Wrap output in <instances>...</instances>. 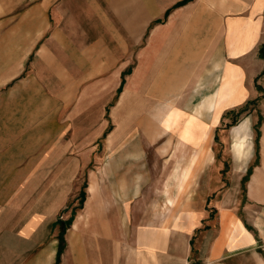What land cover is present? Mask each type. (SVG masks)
Here are the masks:
<instances>
[{
    "label": "crops",
    "instance_id": "1",
    "mask_svg": "<svg viewBox=\"0 0 264 264\" xmlns=\"http://www.w3.org/2000/svg\"><path fill=\"white\" fill-rule=\"evenodd\" d=\"M263 37L264 0H0V264H264V106L240 109L262 98ZM137 71L156 77L137 124L155 152L168 132L164 148L211 157L186 158L182 188L174 169L163 202L145 187L147 159L131 157L139 168L114 163L105 185L92 172L72 206L68 102L115 81L107 114ZM200 83L208 139H178L194 107L184 92ZM213 127L233 149L224 163Z\"/></svg>",
    "mask_w": 264,
    "mask_h": 264
},
{
    "label": "rangeland",
    "instance_id": "2",
    "mask_svg": "<svg viewBox=\"0 0 264 264\" xmlns=\"http://www.w3.org/2000/svg\"><path fill=\"white\" fill-rule=\"evenodd\" d=\"M136 56L137 50L132 51L131 60H134ZM156 62V65H158V60ZM154 69L157 71L158 66L154 67ZM147 70L148 72L152 71L150 69ZM148 74L146 77L138 71L130 74L127 77V82L124 83L125 99L122 98L123 93H120L121 98L114 100V104L107 111V114L105 106L115 96V88L117 86L115 81L100 84L86 83L82 85V91L78 94V96L82 94L81 97L68 102V121L69 119L73 121L71 126L68 122V129L71 130H68L65 135L67 141L65 167L68 174L76 175L74 181H68V188L72 189V195L69 198V200H73L72 206L76 207L78 205L79 196L73 199L75 198L74 195L78 192L80 185L90 178L92 172L97 173L99 178L103 177L104 179L100 180V182L105 185L107 183L106 173L110 171L108 169L112 168L114 163L115 166L119 167H123L125 164H132L135 169L139 168L140 161L132 162L131 157H141L143 166H145V158L147 159L149 171H147L148 179L145 187L161 189L162 192H159L160 190L158 189V201L160 202L167 200L166 196H164L167 193V187L176 188V180L169 179L170 175L175 171L174 169L179 168L180 174L182 172V177L177 183L180 188L185 187L189 171L186 169L185 161L188 156L191 157L198 154L211 157V150L204 148V146L197 149L192 148L189 144H183L182 147L172 144L164 148V142L169 136L168 132H163L154 139L157 140L158 154L155 152L156 144H150L151 133L141 131L137 125L141 118L139 116L142 111L146 110L150 102L148 99L152 98L151 93L155 87L152 80H155L156 77L154 75L151 77ZM261 77H264V75ZM263 81L261 84L264 87ZM198 87H202V84H195V94L192 92L193 88H191L188 93V99L187 93L184 92L183 98L188 100L187 103L194 107L186 115L182 131L178 134L176 133L178 139H191L195 136H199L201 141L204 140L205 142L208 139L206 126L201 121L204 119V116H202L203 110L212 108V106L210 107L209 103L207 104L206 101L201 100V93L199 94V92L202 91V88L199 90ZM261 93L262 98L259 101H250L246 104L247 108L264 106V88H262ZM180 102L183 103L185 100ZM72 104L78 105L82 110L75 120L69 117V110ZM167 111L164 110V113ZM153 112L154 109L148 110V114L158 119V115H153ZM164 123V129H166L168 120L165 119ZM106 129H109V131L104 135ZM216 135L217 131L213 127L208 146L215 153V159L224 163L230 159V155H234L233 149L228 147V141L226 142L224 137L223 140L222 137L220 140L219 136ZM155 155H158V160L153 158ZM150 159H152V163L149 162ZM223 165L226 167L225 164ZM54 166L56 167L57 165L52 164V167ZM58 166L61 167L62 165ZM200 185L202 186L201 180L200 183L195 181V187ZM159 193H162L161 196ZM173 198L176 197L173 196ZM178 198L182 199L181 196ZM64 212L61 213L62 216L67 217L69 211Z\"/></svg>",
    "mask_w": 264,
    "mask_h": 264
},
{
    "label": "trees",
    "instance_id": "3",
    "mask_svg": "<svg viewBox=\"0 0 264 264\" xmlns=\"http://www.w3.org/2000/svg\"><path fill=\"white\" fill-rule=\"evenodd\" d=\"M260 52H261V55L263 56V54H264V42L262 43V45L260 47ZM245 107H246V105H243L240 109L244 110Z\"/></svg>",
    "mask_w": 264,
    "mask_h": 264
}]
</instances>
